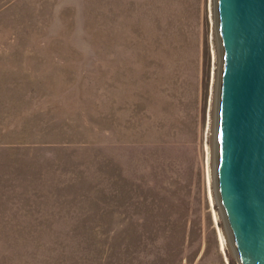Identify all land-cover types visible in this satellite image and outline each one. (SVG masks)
Wrapping results in <instances>:
<instances>
[{"label": "rangeland", "instance_id": "rangeland-1", "mask_svg": "<svg viewBox=\"0 0 264 264\" xmlns=\"http://www.w3.org/2000/svg\"><path fill=\"white\" fill-rule=\"evenodd\" d=\"M220 70L215 0H0V264H240Z\"/></svg>", "mask_w": 264, "mask_h": 264}, {"label": "water", "instance_id": "water-1", "mask_svg": "<svg viewBox=\"0 0 264 264\" xmlns=\"http://www.w3.org/2000/svg\"><path fill=\"white\" fill-rule=\"evenodd\" d=\"M216 185L240 264H264V0H215Z\"/></svg>", "mask_w": 264, "mask_h": 264}, {"label": "bare ground", "instance_id": "bare-ground-1", "mask_svg": "<svg viewBox=\"0 0 264 264\" xmlns=\"http://www.w3.org/2000/svg\"><path fill=\"white\" fill-rule=\"evenodd\" d=\"M218 31V30H217ZM218 38H219V36H218ZM220 44V43H219ZM220 50H221V48H220ZM221 53H222V51H221ZM221 59H222V55H221ZM220 72H221V70H220ZM219 77H220V75H219ZM217 109H218V100H217ZM217 112H218V110H217ZM217 121V120H216ZM217 125V124H216ZM216 138H217V134H216ZM216 143H217V141H216ZM216 148H217V144H216ZM217 159V160H216ZM215 161H216V167H217V162H218V151L216 150L215 151ZM215 172H214V174H215V182H216V168H215V170H214ZM216 189H217V185H216ZM216 215V214H215ZM217 219V218H216ZM229 234H230V232H229ZM220 236H221V246L225 249V244H226V242H227V239H226V237L220 232V234H219ZM219 236V237H220ZM230 238H231V242H232V244H233V248H235V246H234V243H233V241H232V237H231V234H230ZM228 241H230V239L228 240ZM227 245V244H226ZM235 250V249H234ZM236 252V251H235Z\"/></svg>", "mask_w": 264, "mask_h": 264}]
</instances>
